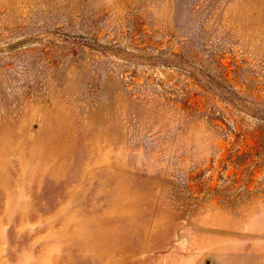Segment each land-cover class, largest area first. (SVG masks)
<instances>
[{"label":"rangeland","instance_id":"obj_1","mask_svg":"<svg viewBox=\"0 0 264 264\" xmlns=\"http://www.w3.org/2000/svg\"><path fill=\"white\" fill-rule=\"evenodd\" d=\"M0 264H264V0H0Z\"/></svg>","mask_w":264,"mask_h":264}]
</instances>
